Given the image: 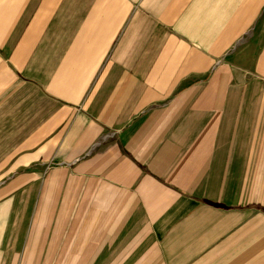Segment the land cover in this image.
<instances>
[{"label": "crops", "instance_id": "0c3cea01", "mask_svg": "<svg viewBox=\"0 0 264 264\" xmlns=\"http://www.w3.org/2000/svg\"><path fill=\"white\" fill-rule=\"evenodd\" d=\"M263 9L0 0V264H264Z\"/></svg>", "mask_w": 264, "mask_h": 264}, {"label": "rangeland", "instance_id": "374dc122", "mask_svg": "<svg viewBox=\"0 0 264 264\" xmlns=\"http://www.w3.org/2000/svg\"><path fill=\"white\" fill-rule=\"evenodd\" d=\"M262 14H264V9H263V13ZM261 28H262V30H264V17H258L257 20H256V22H255V30H254L255 38H254V44H255L256 47L262 41V38H258V37L256 38L258 30L261 29ZM249 35H250V33H248L247 35L243 36V38L239 41L238 44L240 45L241 42H244L249 37ZM17 122L20 123V119ZM4 152L5 151L0 150V154H2ZM16 152L17 151H14V153H16ZM36 168H37L36 165H30L29 167L19 168L17 171H15V174H17V173H20L21 174L22 172L23 173L36 172ZM5 179L3 181H0V187L5 186V184H7V182H5Z\"/></svg>", "mask_w": 264, "mask_h": 264}]
</instances>
